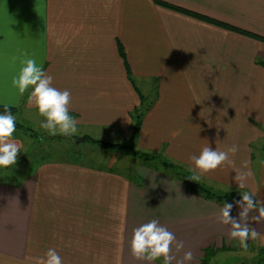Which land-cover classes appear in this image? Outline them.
Here are the masks:
<instances>
[{"label": "crops", "instance_id": "0c3cea01", "mask_svg": "<svg viewBox=\"0 0 264 264\" xmlns=\"http://www.w3.org/2000/svg\"><path fill=\"white\" fill-rule=\"evenodd\" d=\"M158 1L264 37V0ZM118 43L140 91L157 94L135 148L198 174L191 156L207 144L221 150L236 144L234 165L202 176L223 184V191H252L264 201V185L257 186L259 175L249 164L251 181L245 188L235 181L242 161L253 160L249 146L263 140L264 68L256 61L264 60V44L155 0H0V105L38 111L28 105V93L21 97L12 85L28 56L53 77L54 87L71 92L78 127L109 142L113 132L131 135L129 113L139 100ZM111 162L53 159L19 187L0 186V264H32L30 258L49 248L63 264H163L130 252L133 229L152 219L183 242L180 252L173 244L177 260L192 251L190 264H201L207 248L217 250L214 256L243 251L230 239V226L218 222L221 205L190 194L163 171L137 163L124 174L115 169L118 159ZM130 172L138 183L127 178ZM233 204L231 215L239 219ZM257 214L251 212L248 223L264 237V220H251ZM248 244L257 256L264 248L259 240Z\"/></svg>", "mask_w": 264, "mask_h": 264}, {"label": "clouds", "instance_id": "9594fccd", "mask_svg": "<svg viewBox=\"0 0 264 264\" xmlns=\"http://www.w3.org/2000/svg\"><path fill=\"white\" fill-rule=\"evenodd\" d=\"M12 85L18 90L19 96L23 97L28 93L27 103L38 110V115L43 118L40 127L49 135L73 136L77 133L78 122L70 115L71 92L54 87L53 77L45 72L35 58L25 56L21 60V67L13 78ZM11 107L4 104L3 112L0 113V169L15 165L22 148L13 138L16 132V117L10 111ZM238 151L236 144L224 150L205 145L198 155L190 157L194 170L198 171L191 179L197 181L201 175L215 171L225 163L234 165L231 157ZM247 166L248 162L242 161L241 168L235 171V181L240 188L246 187L250 176V172L245 170ZM256 196L255 192L244 191L241 198L234 202L240 209L239 219L231 215L233 203H223L219 209L218 222L230 226V239L238 240L244 252L248 250L249 240H259L264 244V237L248 223L251 212L258 213L252 216L251 220H264V201L257 200ZM173 244L176 252H180L184 247L183 242L177 241L173 232L162 226L158 220L152 219L133 229L130 252L137 260L155 262L162 259L163 264H172L176 260V264H190L193 260L192 251L184 252L182 258L177 260L173 255ZM30 259L32 264H63V258L55 248H49L43 255Z\"/></svg>", "mask_w": 264, "mask_h": 264}, {"label": "trees", "instance_id": "16d2710c", "mask_svg": "<svg viewBox=\"0 0 264 264\" xmlns=\"http://www.w3.org/2000/svg\"><path fill=\"white\" fill-rule=\"evenodd\" d=\"M155 3L161 7L170 9L172 11L181 13L189 17L199 19L203 22L218 26L225 30L237 33L239 35L245 36L247 38L253 39L255 41L264 44V37L259 36L257 34L238 29L236 27L221 23L219 21L210 19L200 14L158 0H155ZM117 50L119 57L123 62L127 80L132 85L139 100L138 105L129 113V118L132 124L131 127L132 144L124 145L119 143L103 141V140H97L87 135L82 137V143H89L92 146L98 147L99 149L109 153L110 152L117 153L123 156L135 158L138 161V163L142 166L148 167L155 171H162L161 169L154 166V163H158L170 171L169 173L165 172L167 176H169L171 179H174L182 183L190 194L197 196L203 200L213 202L221 206H223V203H233L239 200L241 198V194L232 191H222V190L219 191L204 183L199 182L198 180L193 181L191 177L194 175V173L187 170L183 166L179 164H175L171 161H167L162 156L139 151L135 148L134 143L139 138L143 124V119L145 115L149 113V111L152 109L153 104L157 98V94L155 91L153 96L151 95L148 96L140 91L132 76V73L130 71L129 65L126 60L124 49L120 45V43L117 44ZM256 64L264 68V60H258L256 61ZM10 111L14 116L18 114V109L15 107H11ZM2 112H3V105H0V113ZM16 131L17 132L24 131L25 134H28L29 137H31L33 140H36L35 143L37 145V148H34L36 146L35 145L33 147V150H30L29 152H24V154L17 160L16 164L11 166L10 168L0 169V186L19 187L26 179L31 177L40 166H42L45 163L51 162L53 160L51 158L52 151L50 152L48 150L43 149L41 144L42 141H40L41 139H39L40 137L38 133L33 131L31 128L22 126L17 122H16ZM60 137H61L60 139H67L66 136H60ZM64 153L67 154L68 162L74 164H79V162L82 163L81 161L83 160L84 156L81 151H76L75 149L72 148V149L64 150ZM261 153H263L264 155V145L261 147ZM131 173L126 174L127 178L135 183H138V178ZM258 251L263 252L264 248H261ZM215 253H217V250H214L212 248L205 249L203 251V259L201 261V264H209L211 259L214 257ZM258 263L264 264V259H259Z\"/></svg>", "mask_w": 264, "mask_h": 264}, {"label": "rangeland", "instance_id": "374dc122", "mask_svg": "<svg viewBox=\"0 0 264 264\" xmlns=\"http://www.w3.org/2000/svg\"><path fill=\"white\" fill-rule=\"evenodd\" d=\"M15 117H16L17 123L21 124L24 127L31 128L33 131L38 133L40 137L39 139H41L40 141H42L41 144H42L43 149L48 150L50 152L52 151V156H51L52 159H60V160L63 158L67 159L68 157H67V154L64 153V150L73 148L76 151H81L83 153L84 157L81 162L87 165L107 166L110 164V161H112L111 164H113L112 166H114L116 163L114 162V160L118 159V162H117L118 166H116L115 169H117L119 172L124 173V174L126 173L125 172L126 170L129 171L131 168H134V166L138 163V161L135 158L123 156L117 153H111V152L108 153L106 151L99 149L98 147L92 146L89 143H82V137L86 135L90 136L93 139L100 140L98 138L99 136L96 135V131L94 130H88L83 127L77 126L78 131L75 135L66 136V138L69 140L60 139L61 138L60 136L62 135L52 136V135H49L45 130L41 129L40 123L43 120V118L38 115V111H31V112L21 111L18 114H16ZM103 131L102 132L99 131L98 134L99 135L101 134L104 137H106L105 136L106 133H103ZM225 132L226 130H224V133ZM197 133L200 135L201 133H203V130L197 129ZM129 135H127L126 133L121 134L119 132L117 134L113 132L108 137L112 138L111 141L113 143L131 145L132 139H131V135L130 136ZM261 136H262L261 139H263L262 143L256 140L257 142L254 143L253 147L249 146V152L253 153V160H254V161L252 160L248 162L249 170L252 171L256 176L259 175V178L257 177V181H256L257 186H260L261 184L264 185V164L261 165L259 163L260 160H262L264 157L263 153H261V147L264 145V132H261ZM13 138L15 140H19L22 145L21 152L18 154L17 160L24 154V152H29L30 150H33V147L36 145L35 143L36 140H33L31 137H29L28 134H25L24 131H21V132L16 131L14 133ZM199 141L201 142L202 139H199ZM34 148H37V145ZM154 166H156L157 168L161 169L164 172H167V173L170 172L169 170H167L165 167H163L162 165L158 163H154ZM249 180L251 181V177L248 178V181ZM198 181L216 190H219V191L220 190L223 191L225 189V186H223V184L221 185L215 180L206 178L205 176H202V175ZM227 189L233 190L234 192L239 193V194L244 192V190H236L237 188L228 187ZM248 249H251V248H248ZM254 252L256 253L255 250H248L247 252H243V251L236 252L234 250H231V251H226V253H218L216 256H214L210 264H259L258 263L259 259H264V256H263L264 251L259 253L258 256L257 254L255 255Z\"/></svg>", "mask_w": 264, "mask_h": 264}]
</instances>
